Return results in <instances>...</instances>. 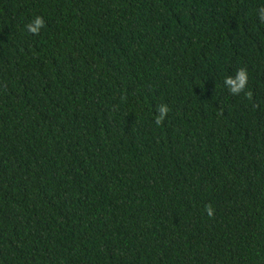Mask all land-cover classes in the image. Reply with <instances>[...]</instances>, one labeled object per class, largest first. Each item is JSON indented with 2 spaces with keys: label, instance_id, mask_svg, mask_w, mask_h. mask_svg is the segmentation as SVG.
<instances>
[{
  "label": "trees",
  "instance_id": "obj_1",
  "mask_svg": "<svg viewBox=\"0 0 264 264\" xmlns=\"http://www.w3.org/2000/svg\"><path fill=\"white\" fill-rule=\"evenodd\" d=\"M261 8L0 0V264H264Z\"/></svg>",
  "mask_w": 264,
  "mask_h": 264
},
{
  "label": "clouds",
  "instance_id": "obj_2",
  "mask_svg": "<svg viewBox=\"0 0 264 264\" xmlns=\"http://www.w3.org/2000/svg\"><path fill=\"white\" fill-rule=\"evenodd\" d=\"M259 16L261 20H264V8H261L259 10ZM45 21L42 17L37 16L31 23L27 25L28 31L31 33H39L40 29L44 27ZM248 83V74L247 71L243 68L238 70L235 78L233 77H227L225 79V84L230 85L229 88L230 92L233 94H238L241 91L244 90V88L247 86ZM159 116L156 117V123L159 124L167 115L169 109L167 105H161L158 109ZM208 215H213V210L211 207H208L207 209Z\"/></svg>",
  "mask_w": 264,
  "mask_h": 264
}]
</instances>
